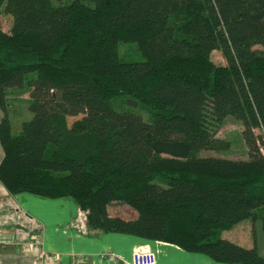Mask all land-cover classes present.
<instances>
[{
	"label": "trees",
	"instance_id": "obj_1",
	"mask_svg": "<svg viewBox=\"0 0 264 264\" xmlns=\"http://www.w3.org/2000/svg\"><path fill=\"white\" fill-rule=\"evenodd\" d=\"M1 13L11 17L0 28V183L10 194L71 197L90 234L264 264L254 230L249 249L221 239L244 219L264 233V0H0ZM119 42L144 59H122ZM12 88L27 89L31 113L18 134ZM118 96L149 106L152 120L115 110ZM227 116L242 126L246 159L200 154L226 148L215 131ZM112 202L136 216L109 214Z\"/></svg>",
	"mask_w": 264,
	"mask_h": 264
},
{
	"label": "crops",
	"instance_id": "obj_2",
	"mask_svg": "<svg viewBox=\"0 0 264 264\" xmlns=\"http://www.w3.org/2000/svg\"><path fill=\"white\" fill-rule=\"evenodd\" d=\"M2 155L0 145V160ZM252 230L257 252L264 258L260 219L253 227L250 219L234 224L221 233V239L249 249ZM139 244L154 251L155 264H248L219 262L201 252L128 233L90 234L85 214L73 198L13 195L0 183V264H126Z\"/></svg>",
	"mask_w": 264,
	"mask_h": 264
},
{
	"label": "rangeland",
	"instance_id": "obj_3",
	"mask_svg": "<svg viewBox=\"0 0 264 264\" xmlns=\"http://www.w3.org/2000/svg\"><path fill=\"white\" fill-rule=\"evenodd\" d=\"M88 2V0H82ZM11 25V17L8 14H0V28L8 31ZM119 56L126 61H141L143 56L135 42H119L117 45ZM211 58L216 64H223L224 59L220 50H213ZM28 94L27 89L12 88L7 91V117L11 123L13 134H18L21 130V123L31 118V113L28 110ZM111 106L117 111H130L138 114L146 122L152 120V110L149 106L136 104L133 105L125 96H118L110 100ZM70 121L73 118L69 119ZM242 126L238 120L231 116L223 119L222 123L217 127L215 136L226 144V148L218 151L203 150L201 155H215L224 158L246 159V146L241 136ZM257 133L258 129L255 130ZM107 211L111 215H120L125 218H130L136 214V211L126 204L112 202L108 205ZM262 233V232H261Z\"/></svg>",
	"mask_w": 264,
	"mask_h": 264
},
{
	"label": "built area",
	"instance_id": "obj_4",
	"mask_svg": "<svg viewBox=\"0 0 264 264\" xmlns=\"http://www.w3.org/2000/svg\"><path fill=\"white\" fill-rule=\"evenodd\" d=\"M155 261L154 251L146 244H139L133 249L131 259L126 264H155Z\"/></svg>",
	"mask_w": 264,
	"mask_h": 264
}]
</instances>
